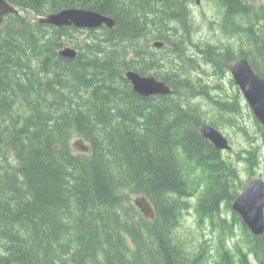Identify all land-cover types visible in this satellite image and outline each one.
<instances>
[{
    "label": "trees",
    "instance_id": "1",
    "mask_svg": "<svg viewBox=\"0 0 264 264\" xmlns=\"http://www.w3.org/2000/svg\"><path fill=\"white\" fill-rule=\"evenodd\" d=\"M7 1L18 13L0 26V264H205L208 248L176 230L190 207L218 231L217 264H249V253L264 264V233L253 236L231 209L244 182L199 130L230 124L240 92L230 98L188 75L198 67L180 57L190 0ZM216 1L246 37L239 54L262 74L264 0ZM67 7L109 15L115 26L32 17ZM170 24L180 40L168 36ZM156 40L165 55L150 49ZM66 43L75 57L58 54ZM217 60L211 75H224L226 60ZM162 63L166 73L152 75L172 92L137 95L124 72L145 75ZM72 138L84 145L75 149ZM134 194L148 199L154 218L140 213ZM236 228L246 243L237 262L224 245Z\"/></svg>",
    "mask_w": 264,
    "mask_h": 264
},
{
    "label": "rangeland",
    "instance_id": "2",
    "mask_svg": "<svg viewBox=\"0 0 264 264\" xmlns=\"http://www.w3.org/2000/svg\"><path fill=\"white\" fill-rule=\"evenodd\" d=\"M198 2V4H196V0H190L188 2L187 8L189 13L187 18L189 19L192 28L189 33H187V31L186 33L183 32L182 38L184 42L182 47L184 50L181 52L180 57L182 55L185 57V54L188 51L196 52L205 47L204 53L202 57H200V59L204 61V56L215 57L214 52L208 51L206 44L209 42L214 44L220 37L223 38L222 43H227L225 38H228L229 34L221 31L220 26L217 25L219 19L223 15V9L218 8V2L216 0H199ZM32 17L36 19V15H33ZM234 19L241 24L246 20L245 18H239V20L236 18ZM168 28V36L171 35L172 39L178 38L180 40L181 31L176 30L177 28L174 29L172 24H170ZM230 38L232 39L233 45L239 46V48H247L246 43L248 42L245 41L246 37L244 35H240L237 31H234ZM149 44L151 46L152 41ZM150 49L152 48L150 47ZM166 49H168V46L160 49L162 51H160L159 54L165 55ZM202 64L206 68H196L189 71L186 66L187 73L192 79L201 75L204 81L206 80L210 83V86H215L213 91H222L223 95L230 98L236 94L237 86L234 81H231V74L227 68L224 75L216 76L211 75L214 69L209 60H206V62H203ZM154 70L147 71L145 75H152ZM204 70L207 71L204 72ZM201 71L203 73H201ZM218 86H220V88H218ZM213 94L215 95L216 93ZM202 107L206 114H212L213 106L208 101L203 103ZM229 109H231V107H229ZM206 118H211V116L206 115ZM230 118V124L221 125L219 127V130L228 138V142L231 146L230 150L222 151L224 157L229 158L234 162L236 172L244 183L252 176H260L264 179V130L254 117L251 108L246 103L241 92L237 114L230 112ZM71 141L75 149H79L80 144L84 145L82 140L78 138H72ZM198 193L199 192L191 197L192 202L195 201ZM137 195L141 194H134L132 200H134ZM176 230L178 234L189 242L197 241V243L204 244L205 247L208 248L209 257L204 262L205 264H217V255H219L218 231L212 229L209 223L203 220L199 221L194 207H190L183 212L180 224L177 226ZM234 231V234L231 237H227V240H225V247L228 248L232 254H235L238 250L246 251V243L241 232L237 230V228ZM251 258L252 257L250 256V259Z\"/></svg>",
    "mask_w": 264,
    "mask_h": 264
},
{
    "label": "water",
    "instance_id": "3",
    "mask_svg": "<svg viewBox=\"0 0 264 264\" xmlns=\"http://www.w3.org/2000/svg\"><path fill=\"white\" fill-rule=\"evenodd\" d=\"M198 1L196 0V3ZM17 12L18 9L7 0H0V26L6 14ZM36 21L56 27L74 26L80 29H98L101 26L112 28L116 23L109 15L80 7H67L56 12L38 15ZM162 45V41L152 43V46L157 48ZM58 54L66 58H73L76 56L77 50L66 43L59 49ZM226 68L264 130V67L262 74H259L252 68L246 57H241L227 62ZM124 77L131 84L132 90L139 96L167 95L172 92V88L168 84L156 79L153 75H142L129 69L124 72ZM199 130L201 135L208 139L216 149L220 151L231 149L228 138L219 129L205 122L201 124ZM133 203L144 217L154 218V209L144 195H137ZM231 209L240 216L253 236L263 235L264 179L260 176H252L248 179L232 201Z\"/></svg>",
    "mask_w": 264,
    "mask_h": 264
},
{
    "label": "flooded vegetation",
    "instance_id": "4",
    "mask_svg": "<svg viewBox=\"0 0 264 264\" xmlns=\"http://www.w3.org/2000/svg\"><path fill=\"white\" fill-rule=\"evenodd\" d=\"M198 3H196V4H198ZM224 15H225V12H223V15L219 19V22L217 23V25L220 26L221 31H223L226 34H229V37L228 38L227 37L225 38V40H226L227 43H222L223 38L220 37V38H218V40H217L216 43L211 44L209 42V43L206 44V46H207L208 51L214 52V55H215V57H209V59H208L209 61H211V59H215V58L216 59H219L220 58V60H217V61L221 63V59L223 58L222 61L224 62L226 60L225 61V65H226L227 62H229L232 59L245 57V56H242V54H239V52L240 51H245V50L247 51V48L246 49L245 48H240L239 49V48H237L236 45H233V42H232V39L230 38V36L235 31L233 29L235 27V26L233 27L234 20H233V18L230 19L231 23H230V26H229L228 21H226L224 19ZM226 22H227V25L228 26H225ZM156 41H162V40H156ZM164 46H165V43L164 42H163V45L160 48H158V49H156L157 47H152L151 46V48L153 49L154 55L155 56H159L158 55L159 52L162 51L160 49H162ZM204 49H205V47L199 49L196 52L195 51L194 52L188 51L187 53L185 52L186 53L185 56L187 58L188 65H190V63L193 64V61H194V62H196L197 66H198L197 68H199V69L206 68V67L203 66L202 63L203 62H206V59L205 58L207 56H204V61L200 59V57H202V55L204 53ZM221 54H222V58H221ZM210 64L213 67V65L216 64V63H214V62L211 61ZM167 68H168L167 65H164V63H162L160 66H158L156 68V70L153 71V73L164 74V73H166L165 70H167ZM206 71L207 70H204V72H206ZM201 73H203V72L201 71ZM198 77L201 78V79H203V77L201 75L198 76ZM250 256L252 257L251 259H250ZM234 259H235L236 262L238 261V255L237 254H235ZM247 261H248L249 264H261V261L258 258H256L252 253H249L247 255Z\"/></svg>",
    "mask_w": 264,
    "mask_h": 264
},
{
    "label": "bare ground",
    "instance_id": "5",
    "mask_svg": "<svg viewBox=\"0 0 264 264\" xmlns=\"http://www.w3.org/2000/svg\"><path fill=\"white\" fill-rule=\"evenodd\" d=\"M167 34V33H166ZM172 49V48H171ZM148 55V54H147ZM155 59V58H154Z\"/></svg>",
    "mask_w": 264,
    "mask_h": 264
}]
</instances>
